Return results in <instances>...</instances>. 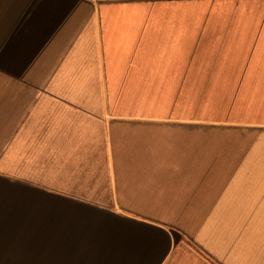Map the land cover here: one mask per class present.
Masks as SVG:
<instances>
[{
	"label": "crops",
	"instance_id": "obj_1",
	"mask_svg": "<svg viewBox=\"0 0 264 264\" xmlns=\"http://www.w3.org/2000/svg\"><path fill=\"white\" fill-rule=\"evenodd\" d=\"M0 264H264V0H0Z\"/></svg>",
	"mask_w": 264,
	"mask_h": 264
},
{
	"label": "snow or ice",
	"instance_id": "obj_2",
	"mask_svg": "<svg viewBox=\"0 0 264 264\" xmlns=\"http://www.w3.org/2000/svg\"><path fill=\"white\" fill-rule=\"evenodd\" d=\"M144 244H148L151 242V239L150 238H144V240L142 241Z\"/></svg>",
	"mask_w": 264,
	"mask_h": 264
}]
</instances>
